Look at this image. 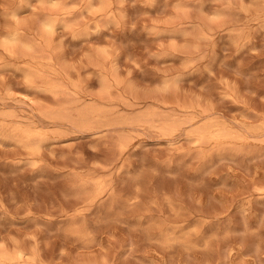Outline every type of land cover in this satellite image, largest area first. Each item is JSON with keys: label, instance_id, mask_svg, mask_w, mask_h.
I'll list each match as a JSON object with an SVG mask.
<instances>
[{"label": "rangeland", "instance_id": "rangeland-1", "mask_svg": "<svg viewBox=\"0 0 264 264\" xmlns=\"http://www.w3.org/2000/svg\"><path fill=\"white\" fill-rule=\"evenodd\" d=\"M0 264H264V0H0Z\"/></svg>", "mask_w": 264, "mask_h": 264}]
</instances>
